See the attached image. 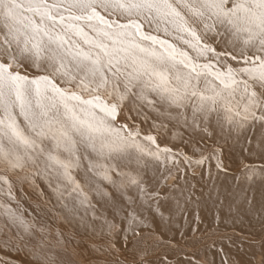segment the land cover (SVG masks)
<instances>
[{"label":"snow or ice","instance_id":"obj_1","mask_svg":"<svg viewBox=\"0 0 264 264\" xmlns=\"http://www.w3.org/2000/svg\"><path fill=\"white\" fill-rule=\"evenodd\" d=\"M170 126L193 155L161 143ZM229 142L247 156L232 190L209 168L212 183L197 191V168L226 171ZM0 173L13 201L7 174L22 173L43 178L55 200L29 218L0 201V264H19L9 253L56 264L66 241L55 220L103 238L96 264H173L157 255L178 246L153 227L163 205L228 200L234 211L252 204L249 189L264 190V0H0ZM221 222L217 212L203 231L181 232V246L224 253Z\"/></svg>","mask_w":264,"mask_h":264},{"label":"bare ground","instance_id":"obj_2","mask_svg":"<svg viewBox=\"0 0 264 264\" xmlns=\"http://www.w3.org/2000/svg\"><path fill=\"white\" fill-rule=\"evenodd\" d=\"M173 129L171 126L167 134L160 137L161 143H167L173 148H182L188 155H193L194 148L192 144L184 143L188 139V134L183 129H177L182 133L181 136L172 137ZM198 138V137H197ZM210 143V142H208ZM202 144L197 147H202ZM198 156L199 153L197 152ZM226 171L218 172L215 167V161L206 162L202 168H197V175L192 178V183L197 184V191L202 185L211 184L212 181L207 176L209 168L215 177V183L221 190L227 188L232 190L235 184L234 177L239 175L238 167L242 160L247 159L246 153L241 151L239 144L229 142L224 146L221 156ZM203 172L204 178L201 180L200 173ZM4 174V173H0ZM10 183L12 184V192L15 196V201L9 199L7 195L0 194V201L11 206L17 211L21 210V206L27 211L24 212L26 218L29 214L35 215L37 206L45 207L47 200L52 198V193L49 190L45 180L40 176H34L32 173H22V176H27L26 179H17L12 174H7ZM0 187H6L0 184ZM243 186L235 188L236 193H241ZM262 190L259 185L247 192L248 198L252 199V204L249 205L243 201L236 205L234 211H230L227 207L228 200L225 205L217 208L213 203H201L199 206L190 204L186 206V211H176L174 207L165 204L162 206L163 218L156 215L152 221L153 227L159 232L165 241L171 240L178 246L176 249L162 245L160 252L157 255L167 254L173 264H185L183 254L196 255L198 259L207 258L214 264H264V211H261ZM95 199V197H94ZM240 199V196H237ZM3 209H0L2 212ZM219 212L221 218L220 233L225 238H216L217 248L223 247L224 253H219L216 249L199 248L192 252L187 247L181 246V232L186 233L188 237L192 235V228L199 227L203 231L207 225L212 223ZM108 218L111 219V212H108ZM4 221V217L0 216V224ZM54 227L60 228L65 233V243L57 245L54 249L56 256V264H96L99 259L93 250L94 244L103 242V238L95 233L81 228L78 222L68 223L65 220L49 221ZM230 238V239H228ZM210 242V241H209ZM116 247L122 248V240L118 237L115 241ZM125 255L127 253H124ZM13 259L19 264H36L35 261H29L25 255H15ZM123 259V255L120 257ZM111 259V258H110ZM151 264H156V257H150Z\"/></svg>","mask_w":264,"mask_h":264}]
</instances>
